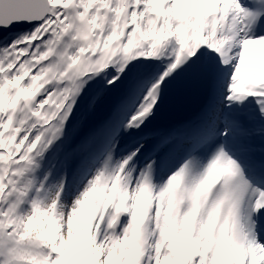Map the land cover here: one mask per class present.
<instances>
[{"label":"snow or ice","instance_id":"obj_1","mask_svg":"<svg viewBox=\"0 0 264 264\" xmlns=\"http://www.w3.org/2000/svg\"><path fill=\"white\" fill-rule=\"evenodd\" d=\"M0 264H264V0H0Z\"/></svg>","mask_w":264,"mask_h":264},{"label":"water","instance_id":"obj_2","mask_svg":"<svg viewBox=\"0 0 264 264\" xmlns=\"http://www.w3.org/2000/svg\"><path fill=\"white\" fill-rule=\"evenodd\" d=\"M199 98L195 95L176 98L158 117L161 123L174 122L187 118L199 104Z\"/></svg>","mask_w":264,"mask_h":264},{"label":"rangeland","instance_id":"obj_3","mask_svg":"<svg viewBox=\"0 0 264 264\" xmlns=\"http://www.w3.org/2000/svg\"><path fill=\"white\" fill-rule=\"evenodd\" d=\"M157 120H158V118L156 119V121H154V127H166V126H162V125L157 124Z\"/></svg>","mask_w":264,"mask_h":264},{"label":"bare ground","instance_id":"obj_4","mask_svg":"<svg viewBox=\"0 0 264 264\" xmlns=\"http://www.w3.org/2000/svg\"><path fill=\"white\" fill-rule=\"evenodd\" d=\"M259 141H256V143H258ZM261 143V142H260Z\"/></svg>","mask_w":264,"mask_h":264}]
</instances>
